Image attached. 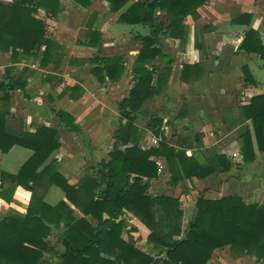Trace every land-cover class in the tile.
<instances>
[{
    "label": "crops",
    "instance_id": "0c3cea01",
    "mask_svg": "<svg viewBox=\"0 0 264 264\" xmlns=\"http://www.w3.org/2000/svg\"><path fill=\"white\" fill-rule=\"evenodd\" d=\"M135 1L130 0L112 12L110 0H62L56 17H50L46 10L38 8L33 17L44 23L45 38L59 47L54 51V59L59 61L57 65L54 61L40 65V52L44 47L40 52L34 51L33 55H17L16 60H12L10 53L0 52V81L5 77V69L10 68V77H22L27 83L24 93H11V115L22 121L26 132L34 133L42 126L56 132L58 148L38 171L53 162L55 173L64 177L71 186L77 185L85 176L97 177L99 164L110 160L116 129L120 122H126L121 120L118 105L128 97L136 83L131 76L132 65L142 47L140 38L149 33L146 27L126 25L118 20ZM0 3L9 6L12 0H0ZM155 14L161 21H166V16L160 11ZM197 14V19L188 15L182 21L187 29L185 43L168 36L160 37L163 53L174 58V63L166 84L157 94L146 99L133 123L136 132L134 143L141 149L156 146L152 144L153 139L160 140L148 128L150 119L157 118L162 121L160 130L171 145L176 144L178 137L190 139L188 155L194 153L203 159V152L213 149L232 162L228 172L203 180L194 178L172 185L166 172L163 177L157 173L158 177L149 181L150 194L179 197L183 231L194 214L191 203L199 195L211 200L238 196L248 204L264 205L259 200L264 192V153L255 149V162L242 164L237 140L238 130L243 124L250 130L252 128L251 121L242 123L240 108L247 105L252 97L264 94V60L255 53L238 51L244 34L250 28L258 32L264 46V0H207L197 9ZM242 14L251 15L249 23L247 18L237 23L231 21ZM89 32L96 45L90 44ZM167 47L174 49L173 54ZM58 54L61 57L58 58ZM111 57H121L125 70L118 81H109L104 72V81L99 82L92 71L98 66L93 60ZM154 63L160 66L161 58ZM244 68L253 81H244ZM59 111L74 120L80 129L79 134L66 129L65 123L57 116ZM197 134L202 135L201 147H196L194 141ZM31 155V150L18 145L7 153L0 151V174L16 175ZM154 160H161L166 170L162 158ZM237 164L241 169H237ZM34 189V195L50 206L60 201L68 203L64 192L55 185H49L45 177L37 179ZM194 194L199 195L195 197ZM31 197L32 192L24 187L0 180V222L7 217H23ZM70 206L76 220L83 217L78 209ZM106 217L103 215L102 218ZM85 219L91 228L98 226V222L89 216ZM120 220L124 222L119 234L123 242L131 239L136 250L154 258L163 256L164 247L147 240L149 231L137 218L125 212L115 222ZM59 228L64 230L62 223ZM59 233L60 230L50 225L46 239L57 254L65 251ZM99 248L100 256L113 259L107 255L110 251L103 242ZM43 259L60 264V259L50 251L43 253ZM206 264L260 262L250 256L231 257L227 246L215 249Z\"/></svg>",
    "mask_w": 264,
    "mask_h": 264
},
{
    "label": "trees",
    "instance_id": "16d2710c",
    "mask_svg": "<svg viewBox=\"0 0 264 264\" xmlns=\"http://www.w3.org/2000/svg\"><path fill=\"white\" fill-rule=\"evenodd\" d=\"M61 1L12 0L9 6L0 3V52L10 53L12 60H16L17 55H33L34 51L40 52L44 47L40 52V65L45 66L49 61L57 65L59 61L54 59V51L59 47L45 38V25L33 14L42 8L50 17H56ZM128 1L110 0V11H118ZM206 1L136 0L120 15V23L141 25L149 30L147 36L140 38L142 47L131 69L136 83L128 97L118 105L121 120L126 122H120L116 129L110 160L99 164L97 177L85 176L75 186L55 173L53 162L38 171L58 148L56 132L43 126L34 133L26 132L22 121L11 115L10 95L15 91L24 93L27 83L22 77H10V68L5 69V77L0 81V151L7 153L18 145L31 150L32 155L16 175L1 173L0 180L24 187L32 192V197L23 217H7L0 222V264H54L43 259L46 251L53 252L60 264H206L215 249L227 246L231 257H255L264 264V205L248 204L238 196L211 200L199 195L194 214L183 231L179 197L149 193V181L158 177L155 158L164 160L169 183L177 185L185 180H203L228 172L232 162L226 155L213 149L205 150L203 159L194 153L188 155L190 139L178 137L176 144L171 145L160 130L162 121L157 118L148 122V128L160 139L157 145L145 150L134 143L133 123L146 99L166 84L174 63V58L163 53L160 37L168 36L185 43L187 29L182 21L188 15L197 19V9ZM157 10L166 16L165 22L156 16ZM242 18H247L249 23L251 15H238L231 21L237 23ZM89 35L90 44L96 45L92 33ZM239 50L255 53L264 60V46L258 32L251 28L244 34ZM57 56L61 57L60 54ZM157 58H161L162 68L154 63ZM93 61L98 65L92 71L99 82L104 81V72L109 81H118L125 70L121 57ZM243 72L244 81L252 80L246 68ZM57 116L69 132L80 133L69 115L59 111ZM240 118L242 123L251 121L252 126L250 130L243 124L237 135L239 153L243 163L249 165L256 160L255 149L264 153V94L252 97L242 106ZM201 138L202 135L194 136L196 147L202 146ZM237 169H241L239 164ZM40 177L47 178L49 185L59 187L68 203L60 201L50 206L37 198L34 187ZM70 205L83 217L76 220ZM125 212L147 228L149 242L164 247L163 256L150 257L136 250L131 239L123 242L119 238L124 222L115 221ZM103 215L107 217L103 219ZM87 216L98 222L96 228L88 225ZM60 223L64 226L62 231ZM50 225L60 230L63 253L57 254L48 245ZM102 242L110 255L104 253L113 259L100 256Z\"/></svg>",
    "mask_w": 264,
    "mask_h": 264
},
{
    "label": "rangeland",
    "instance_id": "374dc122",
    "mask_svg": "<svg viewBox=\"0 0 264 264\" xmlns=\"http://www.w3.org/2000/svg\"><path fill=\"white\" fill-rule=\"evenodd\" d=\"M167 49H168V52L170 53V54H173V50L174 49H171V50H169V48L167 47ZM243 171V169L241 170V172ZM164 173H166V170L164 169V167H163V170L161 171V173H160V175L163 177V175H165ZM237 174H240V173H237ZM257 192L259 193L260 192V189L257 187ZM200 193V192H199ZM199 194H194V196L195 197H197ZM255 196L257 197V194L255 193ZM257 198H259V197H257ZM260 200V204H264V192H263V194H262V199H259ZM193 203V204H192ZM191 203V205H192V207L194 206V204H195V201H193ZM192 207H190V208H192Z\"/></svg>",
    "mask_w": 264,
    "mask_h": 264
},
{
    "label": "built area",
    "instance_id": "2783aa9c",
    "mask_svg": "<svg viewBox=\"0 0 264 264\" xmlns=\"http://www.w3.org/2000/svg\"><path fill=\"white\" fill-rule=\"evenodd\" d=\"M157 142H158V140L153 139L152 144L153 145H157ZM156 166H157V173L160 174L161 171L163 170V167H164L163 162L161 160H157L156 161Z\"/></svg>",
    "mask_w": 264,
    "mask_h": 264
},
{
    "label": "water",
    "instance_id": "95a60500",
    "mask_svg": "<svg viewBox=\"0 0 264 264\" xmlns=\"http://www.w3.org/2000/svg\"><path fill=\"white\" fill-rule=\"evenodd\" d=\"M242 164H243V162H242Z\"/></svg>",
    "mask_w": 264,
    "mask_h": 264
}]
</instances>
